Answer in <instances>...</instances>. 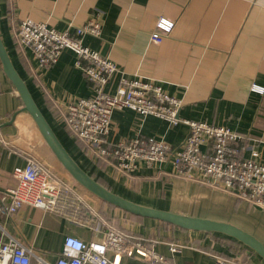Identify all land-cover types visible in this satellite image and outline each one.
<instances>
[{
  "label": "crops",
  "instance_id": "crops-1",
  "mask_svg": "<svg viewBox=\"0 0 264 264\" xmlns=\"http://www.w3.org/2000/svg\"><path fill=\"white\" fill-rule=\"evenodd\" d=\"M92 17L100 23V31L96 36L85 35L83 43L114 61L119 71L109 78L105 90L114 91L120 76L150 80L181 99L180 118L225 125L245 135L254 144L255 158L264 163V93L250 90L251 83L264 86V0H0V37L11 62L56 136L80 166L100 175L95 177L106 188L131 201L226 221L264 244V211L260 206L217 186L177 176L169 162L142 164L132 174L120 172L88 151L64 126L57 105L92 95V85L76 64L72 50L63 49L54 64L39 66L31 50L15 42L14 31L24 18L64 30L83 26ZM159 17L173 25L156 44L150 41V33ZM186 133L184 123L172 124L124 108L113 112L107 140L115 144L140 135L177 145ZM38 154L44 166L59 172L71 186L77 184L65 176L70 174L23 110L0 61V191L10 182L14 168L31 158L36 160ZM148 184L152 189L145 204L141 191ZM76 188L84 200L109 217L111 206L81 185ZM114 209L118 212L117 226L127 227L125 232L143 238L173 264H213L215 253L206 247L225 251L214 235L164 226L152 218L138 220ZM120 217L123 221L127 218L128 226ZM79 227L30 205L21 206L13 215L0 214V233L17 239L48 263L55 261L67 235L85 241L102 238L103 228L91 231ZM170 244H181L182 248L170 252ZM131 249L128 254H107L117 264L141 263L140 251ZM31 261L34 263L33 258Z\"/></svg>",
  "mask_w": 264,
  "mask_h": 264
},
{
  "label": "built area",
  "instance_id": "built-area-1",
  "mask_svg": "<svg viewBox=\"0 0 264 264\" xmlns=\"http://www.w3.org/2000/svg\"><path fill=\"white\" fill-rule=\"evenodd\" d=\"M172 25V21L159 17L155 30L150 33V41L160 43ZM99 31L100 23L94 17L83 26L64 30L24 18L14 31L15 42L29 48L39 66L54 64L63 49L75 53L76 64L92 85L93 94L57 105L61 109L62 122L72 136L120 172L132 174L142 164L150 166L169 162L173 174L217 186L264 211V163L255 158L250 138L225 125L180 118L181 99L165 93L160 85L150 80L120 76L114 91L105 90L112 74L119 72L117 65L83 43L85 35L96 36ZM250 90L263 94L264 86L251 83ZM124 108L143 116L155 115L172 124L184 123L186 136L177 145L140 135L110 144L107 134L112 114ZM23 205L39 208L91 231L103 228L102 238L85 241L67 235L55 261L48 263L1 231L0 264H117L107 253L128 254L131 248L138 249L143 256L139 264H173L143 238L106 222L71 184L33 158L24 166L14 168L10 182L0 191V214L13 215ZM181 248V244L169 245L170 252H178ZM213 260V264H255L251 258L247 259L246 254L239 257L213 254Z\"/></svg>",
  "mask_w": 264,
  "mask_h": 264
},
{
  "label": "water",
  "instance_id": "water-1",
  "mask_svg": "<svg viewBox=\"0 0 264 264\" xmlns=\"http://www.w3.org/2000/svg\"><path fill=\"white\" fill-rule=\"evenodd\" d=\"M0 61L6 76L15 87L23 103V110L29 113L36 124L42 138L53 152L57 160L70 176L84 189L129 214L168 222L186 230L217 232L233 237L252 249L264 260V244L251 233L226 221L203 218L151 206H145L131 201L103 186L90 176L68 153L60 142L51 125L34 101L29 89L13 66L11 59L0 37Z\"/></svg>",
  "mask_w": 264,
  "mask_h": 264
},
{
  "label": "trees",
  "instance_id": "trees-1",
  "mask_svg": "<svg viewBox=\"0 0 264 264\" xmlns=\"http://www.w3.org/2000/svg\"><path fill=\"white\" fill-rule=\"evenodd\" d=\"M46 118V117H45ZM47 119V118H46ZM48 121V120H47ZM49 122V121H48ZM50 123V122H49ZM52 127V126H51ZM82 167V166H81ZM83 168V167H82ZM84 169V168H83ZM90 176H92L94 179H96L99 183H101L103 186L106 187V185L97 177L95 176H100L98 174H95L94 172L91 171H87L86 169H84ZM106 203V202H105ZM108 206L113 207V205L106 203ZM130 216H132L135 219H142V218H147V217H141L138 215H133V214H129ZM156 220V219H154ZM159 224L164 225V226H174L168 222L165 221H160V220H156ZM177 227V226H175ZM180 228V227H178ZM182 229V228H181ZM186 230V229H184ZM203 233H207V234H211L214 235V239L218 242V244L220 245L221 248H225V251H223L222 249L219 251L217 249H212V248H208L206 247V249L209 252L224 256V257H239L242 254H246L247 259H252L253 255H257L252 249H250L248 246L244 245L243 243L239 242L238 240L234 239L233 237L224 235L222 233H217V232H206V231H200ZM248 256H250V258H248ZM260 257V256H259ZM258 257V258H259Z\"/></svg>",
  "mask_w": 264,
  "mask_h": 264
},
{
  "label": "rangeland",
  "instance_id": "rangeland-1",
  "mask_svg": "<svg viewBox=\"0 0 264 264\" xmlns=\"http://www.w3.org/2000/svg\"><path fill=\"white\" fill-rule=\"evenodd\" d=\"M35 157H36V161H38L39 163H41L43 166H44V162L42 163V161H44V159H43V157L40 155V154H38V155H35ZM38 159V160H37ZM44 167H46V166H44ZM61 168V170H63L62 169V167H60ZM46 169H48L47 167H46ZM52 173H54L55 175H57L58 177H60L61 175L59 174V172H55L54 170H51V169H49ZM65 174V173H64ZM65 176H70V175H65ZM61 178V177H60ZM61 179H63V178H61ZM64 180V179H63ZM66 181V180H65ZM76 186H78L79 187V184L77 183V184H75ZM75 185H73L74 186V188L77 190V188H76V186ZM151 189H152V186L150 185V184H148L145 188H143V190L141 191V194H142V196H144L143 198H144V200H143V202L146 204V198L145 197H147V194H149L150 192H151ZM78 191V190H77ZM153 193H154V191H153ZM142 198V199H143ZM142 202V203H143ZM93 207V206H92ZM94 208V207H93ZM113 209H112V213H109V214H107L109 217H106L105 215H103V213H100V211H98L97 209H95L94 208V210L96 211V212H98V213H100V215L104 218V220L106 221V222H108V221H110V223L111 224H115V217H116V215L115 214H118V212H117V209H114L115 207H112ZM116 210V211H115ZM120 212V211H119ZM121 214H122V212H121ZM121 216V215H120ZM120 218H122V220H121V222H123V223H126L128 220H127V218H125V221H123V217H120ZM126 226H128V223H126ZM81 230L83 229V228H81V227H79ZM117 228L118 229H120V230H122V231H129V230H127V229H125V228H127V227H124V226H117ZM253 257L254 258H252L251 260L255 263V264H264V260L261 258V257H259L258 255H253ZM259 257V258H258Z\"/></svg>",
  "mask_w": 264,
  "mask_h": 264
},
{
  "label": "bare ground",
  "instance_id": "bare-ground-1",
  "mask_svg": "<svg viewBox=\"0 0 264 264\" xmlns=\"http://www.w3.org/2000/svg\"><path fill=\"white\" fill-rule=\"evenodd\" d=\"M27 126V125H26ZM25 128V127H24Z\"/></svg>",
  "mask_w": 264,
  "mask_h": 264
}]
</instances>
